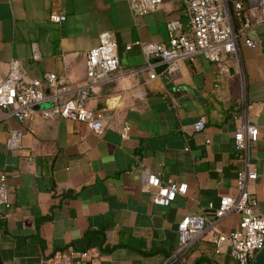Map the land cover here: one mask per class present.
Returning <instances> with one entry per match:
<instances>
[{
  "label": "crops",
  "instance_id": "obj_1",
  "mask_svg": "<svg viewBox=\"0 0 264 264\" xmlns=\"http://www.w3.org/2000/svg\"><path fill=\"white\" fill-rule=\"evenodd\" d=\"M130 4L0 0L2 76L16 59L28 81L45 72L66 77L70 97L84 83L88 52L103 31L113 33L119 55L118 69L89 99L105 117L103 134L61 117L18 120L0 108V182L4 177L9 190V206L0 204V264H53L48 259L59 251L88 252L82 264H162L178 246L180 222L192 214L205 215L208 227L176 264H239L228 243L216 242V229L229 235L241 214L217 218L216 211L222 197L237 194L246 160L235 132L249 123L259 136L249 149L258 176L248 190L264 213V23H254L261 6L245 1L252 23L237 52L223 57L228 70L198 55L169 73L145 55L143 43L168 44L174 19L190 35L187 7L163 0L157 11L136 16ZM53 14L66 19L54 21ZM149 64L154 68L139 70ZM14 130L20 144L10 148ZM142 168L186 183L187 192L169 205L153 203Z\"/></svg>",
  "mask_w": 264,
  "mask_h": 264
},
{
  "label": "built area",
  "instance_id": "obj_2",
  "mask_svg": "<svg viewBox=\"0 0 264 264\" xmlns=\"http://www.w3.org/2000/svg\"><path fill=\"white\" fill-rule=\"evenodd\" d=\"M182 1L190 13L191 34L183 32L184 23L181 20H170L167 24L168 44L144 42L145 55L158 58L156 65L166 64L165 70L169 73L176 72L182 61L193 60L198 55L220 64L225 71L228 70L223 65V57L237 52L240 37L247 35L252 23L244 6L245 1L250 0ZM257 1L261 10L254 23L261 24L264 23V0ZM162 2L163 0H131L130 5L134 15L143 16L157 11ZM234 18L240 21L239 29H236ZM52 19L61 22L66 16L53 14ZM245 41L254 46V41L249 36H246ZM118 67L116 42L113 33L108 30L101 33L100 44L89 50L87 77L84 83L75 89L76 94L70 97L65 95L69 86L66 77L55 72H45L41 79L28 81L22 74L20 62L13 59L8 74L6 76L0 74V108L5 110L8 116L18 120L34 121L38 118L61 117L85 123L95 133L103 134L107 128L105 117L89 106V99L92 91L106 82ZM149 68L153 69L154 65L149 64L139 70L147 71ZM156 76L155 72L150 74V78ZM204 126L205 123L201 121L197 124V129L202 130ZM128 131L129 126H125L124 135H127ZM258 136V127L249 123H244L235 132V145L243 154L246 166L238 173L237 194L222 197L216 211L217 218H222L232 211L241 214L239 227L234 232L226 235L216 229L218 233L216 242L219 245L228 243L231 255L239 264H252L257 253L264 247V213L256 211L257 200L248 190L249 182L258 176L256 166L249 161L250 146ZM20 137L21 132L12 131L8 138V146L18 147ZM142 184L149 192L151 201L159 205H169L179 194L187 192L186 183L164 181L158 172L147 168H142ZM0 204L9 206V190L4 177L0 182ZM207 227L205 215L185 216L178 228V246L162 264H176L186 256L193 245L205 236ZM88 256V252L59 251L48 261L53 264H82Z\"/></svg>",
  "mask_w": 264,
  "mask_h": 264
},
{
  "label": "water",
  "instance_id": "obj_3",
  "mask_svg": "<svg viewBox=\"0 0 264 264\" xmlns=\"http://www.w3.org/2000/svg\"><path fill=\"white\" fill-rule=\"evenodd\" d=\"M250 34V32H249ZM167 65L163 64L159 67V71H163L166 69ZM48 93V90L46 91ZM40 107V106H37ZM252 264H264V247L257 253L256 257L254 258Z\"/></svg>",
  "mask_w": 264,
  "mask_h": 264
}]
</instances>
